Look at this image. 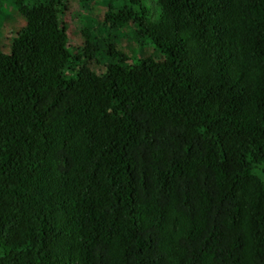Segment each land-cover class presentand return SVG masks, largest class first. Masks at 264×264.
Wrapping results in <instances>:
<instances>
[{"label":"trees","instance_id":"obj_1","mask_svg":"<svg viewBox=\"0 0 264 264\" xmlns=\"http://www.w3.org/2000/svg\"><path fill=\"white\" fill-rule=\"evenodd\" d=\"M155 2L4 0L0 264H264V0Z\"/></svg>","mask_w":264,"mask_h":264},{"label":"rangeland","instance_id":"obj_2","mask_svg":"<svg viewBox=\"0 0 264 264\" xmlns=\"http://www.w3.org/2000/svg\"><path fill=\"white\" fill-rule=\"evenodd\" d=\"M2 1V6H1V10H0V46H8V42H7V38L9 35H11V31H12V26L13 25H17L18 23V19L15 16V14H13L11 16V11L10 8L8 7L9 4H6L7 6L4 5V0H0ZM145 3L149 9V20L150 21H155L157 20L158 16H159V7L156 5L155 0H145ZM157 16V18L155 20L153 19V15ZM7 21V25L8 27H6L5 22ZM5 25V27H4Z\"/></svg>","mask_w":264,"mask_h":264}]
</instances>
